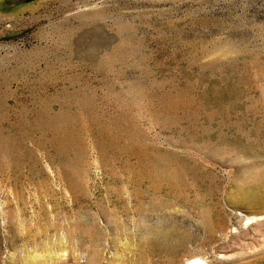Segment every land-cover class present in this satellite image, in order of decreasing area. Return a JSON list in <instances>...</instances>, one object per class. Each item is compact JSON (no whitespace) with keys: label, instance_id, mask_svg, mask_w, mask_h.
Returning <instances> with one entry per match:
<instances>
[{"label":"rangeland","instance_id":"1","mask_svg":"<svg viewBox=\"0 0 264 264\" xmlns=\"http://www.w3.org/2000/svg\"><path fill=\"white\" fill-rule=\"evenodd\" d=\"M264 264V0H0V264Z\"/></svg>","mask_w":264,"mask_h":264},{"label":"bare ground","instance_id":"2","mask_svg":"<svg viewBox=\"0 0 264 264\" xmlns=\"http://www.w3.org/2000/svg\"><path fill=\"white\" fill-rule=\"evenodd\" d=\"M189 264H198L200 263V259H193L190 262H188Z\"/></svg>","mask_w":264,"mask_h":264}]
</instances>
